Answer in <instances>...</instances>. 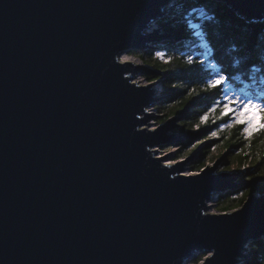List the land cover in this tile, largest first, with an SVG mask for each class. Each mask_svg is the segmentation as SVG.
Segmentation results:
<instances>
[{
  "label": "water",
  "instance_id": "95a60500",
  "mask_svg": "<svg viewBox=\"0 0 264 264\" xmlns=\"http://www.w3.org/2000/svg\"><path fill=\"white\" fill-rule=\"evenodd\" d=\"M173 1L0 0V264H241L264 236V192L209 212L238 173L155 155L178 117L149 128L153 71L119 58L169 36L146 29Z\"/></svg>",
  "mask_w": 264,
  "mask_h": 264
},
{
  "label": "trees",
  "instance_id": "16d2710c",
  "mask_svg": "<svg viewBox=\"0 0 264 264\" xmlns=\"http://www.w3.org/2000/svg\"><path fill=\"white\" fill-rule=\"evenodd\" d=\"M188 20L195 27H187ZM157 22L164 33L171 34L153 43V49L165 55L164 61L151 49L134 48L129 54L150 66L153 73H144L146 79L162 82L163 96L155 106L162 113L158 122L178 117L176 132L183 134V140L175 156L196 141L192 146L197 149L191 164L193 171L205 166L212 148H219L225 158L242 166L239 187L217 197L220 211L237 208L251 193L264 192V133L247 139L242 125L225 128L224 123L231 121L230 114L222 116L227 91L224 85L217 91L207 82L217 75L229 74L231 79L225 86L230 84L243 95L264 90V17L246 20L216 0H175ZM189 57L193 58L191 64ZM214 107L216 111H210ZM206 114L208 120L202 122ZM213 132L217 135L212 140L209 137ZM223 169L227 168L220 171ZM239 192L244 193L235 196ZM248 251V259L241 264H264V236L251 242ZM202 257L198 254L192 262L198 263Z\"/></svg>",
  "mask_w": 264,
  "mask_h": 264
},
{
  "label": "rangeland",
  "instance_id": "374dc122",
  "mask_svg": "<svg viewBox=\"0 0 264 264\" xmlns=\"http://www.w3.org/2000/svg\"><path fill=\"white\" fill-rule=\"evenodd\" d=\"M169 5H170V3H168L166 5V8L164 10L165 13L168 11V6ZM187 22H188L187 27H190V28L195 27L194 24H190L189 20ZM157 23H158L157 20L151 22L149 24V28L146 29V32L147 33H150L151 30L157 29L158 30L157 31V35L163 34L164 31H161V28L158 26ZM167 34H169V33H167ZM169 37H171V34H169L168 37H162V38H160V41H163V40H165L166 38H169ZM160 41H148L147 42L148 46H146V48H144V49H151V50H153L154 55L156 57H158L159 59H162V61H164L165 55L162 53V51L158 50L157 48L153 49L154 48L153 47V43L160 42ZM129 50L130 49L124 50L120 54V56H124L128 60H132L134 62H137V63L141 64V65H145L148 69H150V66L148 64H145L140 59L131 56L129 54ZM158 52L161 55L158 56L157 55ZM133 80L134 81H137L138 84H141V85H144V84H147L148 82H151V81H149L148 79H146L144 77V74L142 72L141 73H139V72L135 73V76H134V79ZM151 83H152V88L155 89V95L158 96V97H156L157 100H158V99H160L163 96V93H162V89H163L162 82H161L160 79H155V80H152ZM225 84H224V87H225L224 89H226L227 92H226V95L224 97V102H223V105H222V109H223L224 112L226 111L224 105L228 102L226 98L232 97L234 94L236 96H242L240 92L234 91L233 88H232V86L230 84H228L226 86H225ZM156 102L157 101H155L153 104H151V105H149L147 107L148 114L150 115L148 117V119H147L148 127L149 128H153V129L158 128V126H162L163 124H165V122L167 120H169V119H171V117H173V116L168 117L167 120L164 123H159L158 121H159L160 117H162L161 116L162 113L158 112L157 108L155 107L156 106ZM173 123H174V125H172V126H174V127L173 128H169L166 131V134H170V133L180 134L181 135L180 136L181 137V140L180 141H182L183 140V137H182L183 134L176 132V126H177L178 121L177 120H174ZM209 138L213 140L214 138H216V136H211ZM180 141H177L176 142V141L166 140V141H163L164 142L163 145H155V146H153V149L155 150V155L156 156H159V157H163V156H165L167 154L163 158V162H166V163H169V164H174L176 161H179L182 158L190 155V153L194 152V154L192 155V157L189 160L183 162L182 169H181V173H183V174H190V173L197 172V171H193L192 168H191L192 159H193L195 153L197 152V149H194L193 150L192 149V146L195 144L196 141L194 143H192L190 146H187V147L183 148V150L180 151V153H181L180 156H175L176 153H177V151H178V149H179V142ZM224 159H227L228 161L227 162H224ZM217 160H218V162H217V164L215 166L214 173H216V172L217 173L218 172H222L221 174H225V173L235 174V173H238L237 175H235V178L234 177L232 178L231 182L232 183H241V181L239 180L240 177H238V176H239V172L242 170V166L237 165V163L234 160L231 161L230 158H228V157L225 158L224 153L219 148H212L211 149L209 155L206 158L205 166L211 167ZM224 167L227 168V169H223L222 171H220V169H222ZM238 187L239 186H236L232 190L237 189ZM226 190H228V188L222 190L220 193H223ZM243 193L244 192H239L235 196L240 197V196L243 195ZM218 194L219 193L213 194L212 199L208 202V209H207V211L213 212V213L220 211L219 208H218V200H217ZM249 245H246V247H247L246 252H247L248 255H247V257L245 259L242 260V263L246 259H248V257H249V251H248ZM201 255H203V254H201ZM205 255H203V257L199 260V262L197 264H200V263L203 262V258H204ZM192 259L193 258H191L189 261H187V262H185L183 264H195V263L191 262Z\"/></svg>",
  "mask_w": 264,
  "mask_h": 264
},
{
  "label": "snow or ice",
  "instance_id": "6c2138e0",
  "mask_svg": "<svg viewBox=\"0 0 264 264\" xmlns=\"http://www.w3.org/2000/svg\"><path fill=\"white\" fill-rule=\"evenodd\" d=\"M157 55H161L159 52ZM193 62V58L189 57V63ZM224 70L222 69V72ZM231 79V75L223 74L217 75L213 80H209L208 86L219 90L223 85ZM227 103L224 105L226 111L222 113L223 115H231V121H226L224 127H231L233 124L243 126V134L245 138L251 139L254 135L258 133H264V90L251 95L245 93L242 96H236L235 94L232 97L226 98ZM210 111L215 112L216 108L210 109ZM257 117L259 121L257 122ZM202 122L208 120L207 114L201 117ZM219 127V126H218ZM213 136H216L217 133L213 132ZM251 203V201H250ZM248 205H245L244 209L240 211H246ZM238 214V213H237ZM226 218H231L230 214H226ZM210 255H213L210 252ZM209 260L208 262H210Z\"/></svg>",
  "mask_w": 264,
  "mask_h": 264
},
{
  "label": "bare ground",
  "instance_id": "6f19581e",
  "mask_svg": "<svg viewBox=\"0 0 264 264\" xmlns=\"http://www.w3.org/2000/svg\"><path fill=\"white\" fill-rule=\"evenodd\" d=\"M147 28H149V26L147 27ZM119 60L120 61H123V62H126L128 59L126 58V57H124V56H120V58H119ZM129 62H131L132 60H128ZM134 62V61H133ZM135 64H139V63H137V62H134ZM166 163V162H165Z\"/></svg>",
  "mask_w": 264,
  "mask_h": 264
},
{
  "label": "clouds",
  "instance_id": "9594fccd",
  "mask_svg": "<svg viewBox=\"0 0 264 264\" xmlns=\"http://www.w3.org/2000/svg\"><path fill=\"white\" fill-rule=\"evenodd\" d=\"M191 174V173H190ZM191 262H192V260H191ZM195 264H197V263H195Z\"/></svg>",
  "mask_w": 264,
  "mask_h": 264
}]
</instances>
